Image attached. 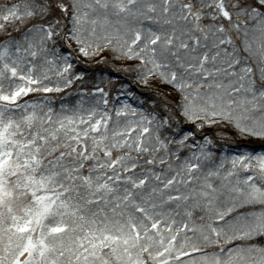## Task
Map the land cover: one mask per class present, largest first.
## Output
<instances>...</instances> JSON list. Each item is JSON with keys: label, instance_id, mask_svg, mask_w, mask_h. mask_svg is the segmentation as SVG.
Instances as JSON below:
<instances>
[{"label": "snow or ice", "instance_id": "1", "mask_svg": "<svg viewBox=\"0 0 264 264\" xmlns=\"http://www.w3.org/2000/svg\"><path fill=\"white\" fill-rule=\"evenodd\" d=\"M0 264H264V0H0Z\"/></svg>", "mask_w": 264, "mask_h": 264}, {"label": "trees", "instance_id": "2", "mask_svg": "<svg viewBox=\"0 0 264 264\" xmlns=\"http://www.w3.org/2000/svg\"><path fill=\"white\" fill-rule=\"evenodd\" d=\"M89 68V69H91V70H93V71H95V70H99L100 68H101V66H96L95 64H94V62H90L89 63V65H78V68L79 69H82V70H85L88 74H90V72L87 70V67ZM86 76H88L89 77V75H86ZM87 77V78H88ZM129 81L127 82L128 83V85H129V87L132 89V90H134L137 94H140V93H147V92H153V94H155V91L156 90H150V89H147V88H144L143 86H140V85H138L136 82H135V80L134 79H132V77L131 76H129ZM59 103H60V101H59V99H57V106L59 105ZM187 127H193V126H191V125H186ZM240 143H248L247 141H240ZM229 246V245H228ZM228 246H226V247H228ZM206 251H209V252H213V251H218V249H216V248H209V249H206Z\"/></svg>", "mask_w": 264, "mask_h": 264}]
</instances>
